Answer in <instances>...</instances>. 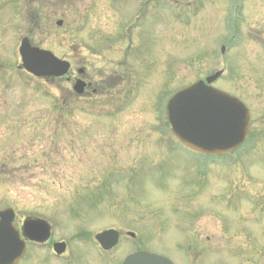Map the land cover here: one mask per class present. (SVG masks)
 <instances>
[{"label": "rangeland", "instance_id": "obj_1", "mask_svg": "<svg viewBox=\"0 0 264 264\" xmlns=\"http://www.w3.org/2000/svg\"><path fill=\"white\" fill-rule=\"evenodd\" d=\"M159 1L0 0V210L64 239L117 223L200 227L207 264H264V0ZM24 36L67 60L69 80L19 69ZM217 70L213 86L241 97L253 134L207 156L185 150L158 108Z\"/></svg>", "mask_w": 264, "mask_h": 264}, {"label": "water", "instance_id": "obj_2", "mask_svg": "<svg viewBox=\"0 0 264 264\" xmlns=\"http://www.w3.org/2000/svg\"><path fill=\"white\" fill-rule=\"evenodd\" d=\"M61 25L62 21L56 22ZM18 53L21 67L36 77H59L69 70L67 61L58 59L50 51L32 46L27 37L20 40ZM81 72V70H80ZM221 75L216 72L206 82L195 83L177 91L167 102L166 110L174 134L189 148L209 155L229 153L245 141L248 132V111L237 98L215 89L210 83ZM85 83L76 80L73 89L82 94ZM13 211H0V264H12L23 251V242L12 225ZM39 227L37 234L30 236V228ZM25 234L34 240H44L48 226L44 221H26ZM110 232L97 236L104 246H111L107 238ZM131 256L124 264L131 261ZM142 261L159 260L161 257L142 253Z\"/></svg>", "mask_w": 264, "mask_h": 264}, {"label": "flooded vegetation", "instance_id": "obj_3", "mask_svg": "<svg viewBox=\"0 0 264 264\" xmlns=\"http://www.w3.org/2000/svg\"><path fill=\"white\" fill-rule=\"evenodd\" d=\"M86 85L87 90L90 88V82L86 81ZM106 90L110 89L107 87ZM232 95L236 96L235 94ZM236 97L243 102L241 97ZM163 100L159 103L158 108L160 117L164 108ZM243 103L245 104V102ZM250 121L251 118L249 119V125ZM251 133L253 134V131L248 128V136ZM14 213L15 216L12 223L24 242L23 255L16 264H91L93 255V264H96L95 261H99L101 264H124L125 260L130 256L132 259L127 264H207L209 262L204 258L207 250L204 243L209 242L211 238L206 236L205 240L202 241V236L207 232L204 228H140L125 227L123 224L117 223L103 228L80 230L83 232L75 231V234L71 235V238L64 239L55 238L52 225L45 219L50 226V233L46 240L39 242L30 239V236L32 237L37 234L39 228L37 225L30 228V236L27 234L25 236L22 228L25 220H36L41 217L23 215L21 218L16 216L15 210ZM105 231L110 232L107 242L114 243L107 248H104L97 239V235ZM161 231H166L167 233H160ZM174 231L178 235L175 240L172 238ZM76 239H78L80 244L72 245L71 243L75 242ZM166 242H169V247L165 246L164 248L163 245ZM124 243L126 244L124 245ZM174 243L175 246H173ZM57 244L61 245L56 248ZM224 246V243H220V247H216L220 249ZM91 248H93L91 251L92 255L90 254ZM172 249H174V253H177L178 259H172L170 256H174ZM141 252H148L162 259L142 261L140 259ZM228 264L234 263L229 262ZM237 264L242 263L239 262Z\"/></svg>", "mask_w": 264, "mask_h": 264}]
</instances>
